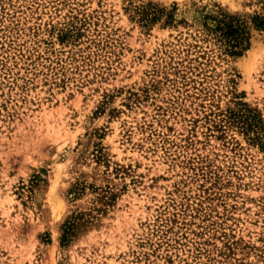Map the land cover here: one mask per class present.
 <instances>
[{
	"label": "rangeland",
	"instance_id": "374dc122",
	"mask_svg": "<svg viewBox=\"0 0 264 264\" xmlns=\"http://www.w3.org/2000/svg\"><path fill=\"white\" fill-rule=\"evenodd\" d=\"M148 1L176 27L132 17ZM249 1L0 0V264H264V146L227 117L264 128V37L184 51Z\"/></svg>",
	"mask_w": 264,
	"mask_h": 264
},
{
	"label": "trees",
	"instance_id": "16d2710c",
	"mask_svg": "<svg viewBox=\"0 0 264 264\" xmlns=\"http://www.w3.org/2000/svg\"><path fill=\"white\" fill-rule=\"evenodd\" d=\"M175 5L176 3H173L171 8H167L160 3L148 1L133 6L132 17L136 18L143 27L153 23H161L164 27H176L173 15ZM246 6L248 9L243 11L230 12L219 9L216 14L205 16L201 29L191 35L193 41L186 43L185 46V57L190 64L189 69L199 67L202 59H205L208 64L212 60L209 56L220 59L238 57L249 48L255 33L264 37V0H250ZM208 20L211 23H208ZM190 54L194 56H189ZM192 61H198V66L191 65ZM237 105L234 112L229 111L228 122H235L251 141L260 142L264 146V128L261 127L259 111L256 108L247 107L244 102H237ZM232 115H235V118H232ZM97 152L98 155L95 153V156L100 158L101 149L98 148ZM80 189L78 183H75L70 191L76 195ZM106 192L107 190L104 194ZM80 225L78 218L74 214L71 215L64 224L61 240L68 243L76 235Z\"/></svg>",
	"mask_w": 264,
	"mask_h": 264
}]
</instances>
